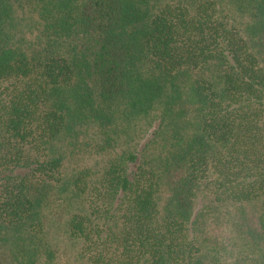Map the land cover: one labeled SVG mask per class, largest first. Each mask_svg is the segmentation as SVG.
I'll return each instance as SVG.
<instances>
[{"label": "trees", "instance_id": "16d2710c", "mask_svg": "<svg viewBox=\"0 0 264 264\" xmlns=\"http://www.w3.org/2000/svg\"><path fill=\"white\" fill-rule=\"evenodd\" d=\"M118 116L156 168L64 166ZM59 206L96 264H264V0H0V246L34 264Z\"/></svg>", "mask_w": 264, "mask_h": 264}, {"label": "rangeland", "instance_id": "374dc122", "mask_svg": "<svg viewBox=\"0 0 264 264\" xmlns=\"http://www.w3.org/2000/svg\"><path fill=\"white\" fill-rule=\"evenodd\" d=\"M32 29L36 28L33 26ZM116 120L118 121L107 128L109 137L112 139L111 145L108 144L110 146H104V139L100 138L94 128H90L80 139L78 147L71 148L64 166L67 169L80 166L90 167L92 171L98 173L102 171L116 151L131 149L141 151L147 165L156 168L162 144L160 141H152L150 144H146L147 123L141 118L125 120L118 116ZM30 153L34 155L33 151H30ZM71 207L73 206L71 205ZM235 210V204L228 201L222 204V207L217 208L216 212H213L214 231L212 229L208 230L209 237L215 233L226 232L227 226L233 222ZM67 216L68 212L63 206H59L56 214L47 215L40 236L43 244L39 246V255L34 264H96L89 259L87 253H83V243L80 240L67 237ZM203 236L205 235L203 234ZM209 241L205 243L208 245L207 250L212 245ZM15 249L16 247L10 242H4L0 246V264H23L21 262L23 256L16 253ZM24 256L28 258L26 252Z\"/></svg>", "mask_w": 264, "mask_h": 264}]
</instances>
